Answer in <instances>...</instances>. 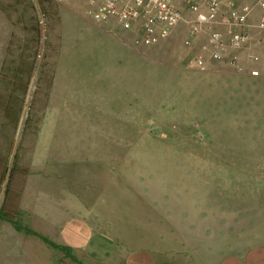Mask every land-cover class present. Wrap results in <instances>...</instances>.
<instances>
[{
    "label": "rangeland",
    "instance_id": "1",
    "mask_svg": "<svg viewBox=\"0 0 264 264\" xmlns=\"http://www.w3.org/2000/svg\"><path fill=\"white\" fill-rule=\"evenodd\" d=\"M39 1L34 6L30 0H0V232L13 229L4 224L6 217L33 232L41 231L32 207L49 209L50 226L56 227L65 216L62 209L73 206L68 201L73 193L61 192L68 185L65 177L57 181L50 174L49 181L39 182L38 193H21L30 166L40 168L57 155L67 159L63 168L57 165L58 170L64 169L65 175L71 172L72 186L78 188L82 184L77 171L84 168L80 165L94 172L89 159L113 163L107 168L122 175L123 184L114 180L108 185L110 191L97 198L113 200L108 204L113 213L109 223H117L113 227L123 229L118 233L132 241V233L138 234L136 247L145 249L149 244L165 255L173 248L168 240L170 225H176L178 236L183 237L180 228L186 226L193 233L188 238L200 240L207 233V220L214 227L223 223L225 232L214 236L218 240L207 234L195 251L198 258L189 259V264H206L199 257L215 246L217 253H225L256 242L258 223L264 222V106L254 108L252 99L240 92L247 89L238 84L227 86L226 94H217L219 80L214 78L208 85L212 78L207 79V68L187 66L204 34L189 37L186 27L180 26L177 34L172 32L157 45L135 48L129 35L115 25L92 23L85 12L86 0ZM226 71L228 77L238 74ZM63 91L69 99L76 97L77 105L64 109L58 99ZM96 91L98 101L89 95ZM87 95L88 100L78 101ZM104 103L123 106L124 116L101 114L94 120L78 114ZM78 104H86L87 109ZM103 106L98 107L100 113ZM241 138L246 142L240 144L248 148L257 141L263 146L256 152L232 148L233 141ZM90 143H96V150ZM80 160L86 163L78 164ZM80 176L84 183L90 180L85 171ZM97 176L96 185L101 183ZM95 195L82 193L91 200ZM154 199L160 207L145 203ZM19 206L31 208L21 213ZM217 209L224 218L219 223ZM24 233L26 239L34 238ZM14 237V232L0 234V264L14 250ZM27 245L31 248L26 254L22 245H16V256L26 259L13 264H46L40 252L46 246L47 253L57 258L50 264H72L58 261L69 248L60 251L42 241ZM248 247L252 264H264L259 246ZM121 250L126 255L131 251ZM181 251L184 257L187 250ZM80 257V264H93L88 255Z\"/></svg>",
    "mask_w": 264,
    "mask_h": 264
},
{
    "label": "crops",
    "instance_id": "2",
    "mask_svg": "<svg viewBox=\"0 0 264 264\" xmlns=\"http://www.w3.org/2000/svg\"><path fill=\"white\" fill-rule=\"evenodd\" d=\"M252 1V3L255 1L253 0H237L238 4H244V3H248ZM179 2L181 3V0H179ZM104 31V29H102ZM173 32H177L178 30H176V28L173 30ZM176 33V34H177ZM252 52H257L259 56H261L262 58H264V44H257L255 42H252ZM246 66H250L252 68H257L258 65L255 64H248L246 63ZM207 73H209L208 78H212L208 80V85H212V81H214V78H217L219 80V83L217 84L219 87L217 88L216 92L217 94H226L225 93V89L227 86L229 85H234V84H238L241 85L242 87H245L247 90L245 91H240L245 93V95L247 97H249V99H252V106H254V108H256L257 106H264V69H260V75L258 77H251L248 74H244V75H232L228 77V72L226 71V69H231L230 67H227L225 64H221V63H210L207 64ZM240 86V87H241ZM97 90V89H95ZM208 92V93H207ZM213 92V91H212ZM97 91L96 92H91L90 95V99H94L96 101L97 97L99 96L100 92L98 94ZM206 93L207 95H209V89H206ZM69 93H66L65 91H63V94H61L62 98H58L60 100H62V107H64V109L67 108L68 105L70 104H76L75 103V99L77 101V98L75 97V99H69L68 97ZM89 95H87L86 98L81 99L78 101H86L88 100ZM59 100V101H60ZM108 105L101 104L104 105L103 109H101V113L98 110V107H101L100 105H95L97 107V110H94L95 107L91 106L88 108L87 111H80L78 114H81L83 116L89 117V119H94L97 118V116L99 117L101 114L106 116V117H113L114 114H118L120 113V117H123L125 114L126 109L124 110L123 106L122 108H116L113 107V105H109V103H107ZM77 105V104H76ZM79 105V104H78ZM128 105V104H127ZM82 108H84L86 106V104H82L79 105ZM128 107V106H127ZM126 107V108H127ZM68 109V108H67ZM85 109H87V107H85ZM103 112V113H102ZM82 116V117H83ZM116 116V115H115ZM60 117V116H59ZM96 123V121H95ZM90 124V123H89ZM91 128V126H90ZM96 128V126L94 127ZM255 131V130H254ZM257 132V131H256ZM262 133V132H259ZM91 142V141H90ZM234 147L232 145V148L234 149H239V150H252L258 151V149H260L263 145L260 144L261 141H257L256 143H254V145H252V147L248 148L247 144L246 145H242L240 143L242 142H246L244 139H239V140H234ZM93 143V142H91ZM90 143V148L92 149L95 148L94 150H96V143L95 144H91ZM94 145V146H93ZM239 145V146H238ZM61 148H59L60 150ZM65 149V148H64ZM91 151V150H90ZM89 152V150H88ZM60 155V153L58 154ZM258 155V152H257ZM84 159L88 160L89 157V153H85L84 154ZM257 157H254L252 159H255ZM260 158L261 155H260ZM264 159V158H263ZM256 160V159H255ZM67 161V159H62L59 158L57 155L53 158H50L48 160H46L44 163L39 164L40 168H37V165H31L30 168L28 170L27 175L25 176V180H24V184H23V189L21 191V193H38L36 191V189H38V184L41 181H45L48 180L49 181V177L53 175L56 176V178L58 179L57 181H60L61 179H63L64 177L66 178V183L68 184L65 187V192L61 191L63 193H73L70 194V198H69V202L72 203L73 206L69 205V206H65L62 210V212L65 214V216L63 215V218H61L59 220V224H56V227H52L50 226L49 223V219L48 216L50 214L49 209H42V211H38L35 210V207H32L34 211H32V213H35L36 215H38L36 223H39L40 225V229L41 231L37 232H33L31 233V235L34 238H27L26 239V234L24 232H26L24 230L25 224L21 223L20 221H15L18 224H21L22 227L19 229L18 227H16L14 224L11 223V219L10 221L8 220V217L5 218V223L4 224H8L10 227H13V229H9L10 231L3 233L0 232V234H4L6 236V234H9L10 236L12 235V232L15 233V237H14V241L13 242V251L10 250V253L6 255L5 258L6 259H2V263L1 264H13L12 261H17V260H23L25 261L26 257H23V259H19V257L16 256L15 251L17 250L18 244L22 245V249L25 251V254L27 253L28 250H30L31 247L27 248V244H32L34 245L35 242H44L46 244H49L47 242H45L42 238H40L39 235L47 238L48 240L54 242L57 245H62V246H66L70 249L71 254L76 258V261L73 260L70 255L68 253H66V251H64V256L60 255V259L58 258V261H64V263H72V264H80L81 261V255L84 256L88 255L90 260H92L93 264H100V263H105V264H189V259H193L192 261L195 260V258H198L197 254L195 253L197 247L199 246V244L201 242H204L205 238L208 237V235H211V237H214L216 234H218L219 232L222 234L225 229L223 223L221 224V226L218 227H214L210 223L209 220H207V225H206V234L203 237H200V240H194L192 238H188L190 235H193L192 233V229H187V227L183 226L180 229H183L184 235L183 237L178 236V232L176 233V225H170L169 228V243L171 244V246L173 248H171L169 250V252H167V254L165 255H161L162 251L160 248L159 250L157 248H153L152 246H150L149 244H147L145 246V249H142L141 247H136L135 245V240L137 239V235L135 233H132V239H135L134 241H132L130 238H127L126 234L123 235L121 232L122 230H118L116 228L113 227V225L117 224H110L109 220L111 218V216L113 215V213H111L109 211V207L108 204H114L112 201V199L108 198V197H102V198H97L99 195H102L104 193H108L107 190L110 191V187L108 186L111 182H113L114 180H118L121 184H123V176L117 173H113L111 170H109L107 167H111L109 165H113V163H98L97 159H89V162L91 164L95 165V171L92 172L90 170V168H85V164H82L80 166L84 167L81 170H78L77 173L79 174L77 177V180H79V184L80 187L78 188L77 186H72L73 181L71 178V172L65 175V171L63 169V171L61 172L60 169L58 170V164L59 166H61L62 168L65 166V162ZM78 164L81 163H86V161H77ZM254 163H256L255 161H253ZM264 163V162H262ZM99 167V168H98ZM85 171L86 173L90 174V180L86 181V183L83 182L82 176H80V174ZM90 172V173H89ZM52 174V175H50ZM98 175L99 176V181L101 182L100 184L96 185L95 181H98ZM68 179V181H67ZM55 180V179H54ZM77 184V182H76ZM60 186V185H59ZM45 189V186H44ZM87 191H91V193H96L95 195V199L91 200L86 199L85 197L82 196V193H87ZM40 193H43L42 191H40ZM142 196L144 197V195L142 194ZM136 198V197H135ZM36 199V197H35ZM147 199V198H146ZM155 199L154 201H145V203L150 206V207H160V204L157 202L155 203ZM169 206H174L171 205V202H168ZM102 205V207H101ZM157 205V206H156ZM158 207V212H160V218H161V209ZM31 207L28 206H19V210L21 211V213L24 212H28V210ZM1 209V208H0ZM146 208H144L145 210ZM164 209L168 212V214L170 213V209L167 207H164ZM143 211V210H142ZM218 211V212H217ZM216 213H217V219L216 222L219 223V221L222 219L224 220L223 217L219 216V210L217 209ZM202 212V211H201ZM204 212V211H203ZM6 212H4L5 214ZM162 214L165 215L164 218H167L169 216H167L166 212H163ZM123 216H126V212L123 211ZM129 216V214H128ZM163 219V218H162ZM162 219H159L160 223L163 222ZM169 218H167L166 220L168 221ZM8 220V221H7ZM169 223V221H168ZM170 224V223H169ZM264 225V222L258 223L259 226V232L257 233L258 235H255L256 238V242H250L248 244L242 243L241 246H243L245 244L244 249H240L238 251H232L230 250V248H228V251L222 252V253H217V251L219 250V248H217L215 246L214 250H206L205 253L203 254V256L201 255L199 258H204L206 259L205 261H207L206 264H252V253H247L249 250L248 246H252L253 244L258 245V253H264V233H260L262 230V226ZM9 227V228H10ZM66 227V228H65ZM216 228V229H214ZM8 229V228H7ZM64 231H63V230ZM174 230V232H173ZM212 230L216 233H211ZM234 231L237 234H242L240 233V229H234ZM27 233V232H26ZM69 233V235L67 234ZM56 236L57 238H53L52 236ZM168 234V232H167ZM208 234V235H207ZM210 237V238H211ZM6 238V237H5ZM217 238V240L219 239V237H214ZM25 241H27L25 243ZM34 243V244H33ZM230 244V243H229ZM227 246H230V245ZM31 245V246H32ZM38 245V244H37ZM50 245V244H49ZM163 245V244H162ZM26 246V248L24 247ZM52 246V245H50ZM129 246H131L132 248H129ZM12 247V246H11ZM60 251H63L60 248L54 247ZM125 248V250H131L127 253V255L125 254L124 251H122L121 249ZM184 248V250H187V254H184V257L182 255V249ZM42 251V252H41ZM48 251V246L43 247L42 250H40L41 252V259L46 263V264H50L51 260H53L54 258L57 259L56 257H52L51 255H49L47 253ZM189 251L192 252V254L190 256L189 255ZM19 252V251H18ZM39 252V251H38ZM75 252L79 253V257L77 256V254ZM217 253V254H216ZM30 256V255H27ZM33 256V255H31ZM248 256V257H247ZM37 257H40L39 255H37ZM200 261V260H199ZM210 262V263H209ZM246 262V263H245ZM18 264V263H16Z\"/></svg>",
    "mask_w": 264,
    "mask_h": 264
},
{
    "label": "built area",
    "instance_id": "3",
    "mask_svg": "<svg viewBox=\"0 0 264 264\" xmlns=\"http://www.w3.org/2000/svg\"><path fill=\"white\" fill-rule=\"evenodd\" d=\"M30 1L39 6V0ZM85 12L92 23H110L127 33L135 48L157 45L180 26L189 37L203 33L188 67L205 70L207 64L221 63L251 77L264 69V58L251 50L252 42L264 44V0H86Z\"/></svg>",
    "mask_w": 264,
    "mask_h": 264
},
{
    "label": "trees",
    "instance_id": "4",
    "mask_svg": "<svg viewBox=\"0 0 264 264\" xmlns=\"http://www.w3.org/2000/svg\"><path fill=\"white\" fill-rule=\"evenodd\" d=\"M39 2H40V1H39ZM121 32H123V31H121ZM123 33H125V32H123ZM125 34H127V33H125ZM127 35H128V34H127ZM129 37H130V36H129ZM130 39H131V37H130ZM1 213H2V212H1V209H0V214H1ZM0 218H3V217L0 216ZM4 219H5V218H4ZM11 223L14 224L16 227H18L19 229L24 228V227H22L21 224H18V223L14 222V221H11ZM24 230H25L27 233H33V231H31V230L28 229V228H24ZM33 234H35V233H33ZM39 236H40V238H42L45 242L49 243L50 245H52V246H54V247H57V248H60V249L68 248V247H66V246L57 245V244H55L54 242L48 240L47 238H45V237H43V236H41V235H39ZM65 250H66V249H65ZM66 253H68V254L70 255V257H71L73 260L76 261V258L71 254V252H70L69 249L66 250Z\"/></svg>",
    "mask_w": 264,
    "mask_h": 264
}]
</instances>
